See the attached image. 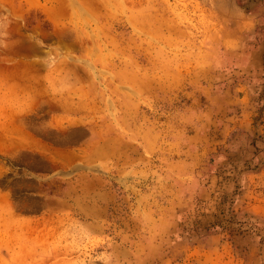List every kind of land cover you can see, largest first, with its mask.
I'll list each match as a JSON object with an SVG mask.
<instances>
[{"label": "rangeland", "instance_id": "1", "mask_svg": "<svg viewBox=\"0 0 264 264\" xmlns=\"http://www.w3.org/2000/svg\"><path fill=\"white\" fill-rule=\"evenodd\" d=\"M0 264H264V0H0Z\"/></svg>", "mask_w": 264, "mask_h": 264}]
</instances>
